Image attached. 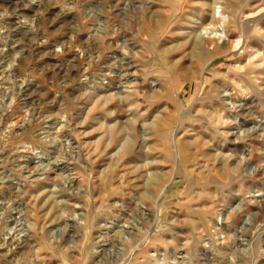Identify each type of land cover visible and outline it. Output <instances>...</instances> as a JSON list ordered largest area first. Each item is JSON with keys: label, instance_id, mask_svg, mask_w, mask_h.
Returning <instances> with one entry per match:
<instances>
[{"label": "rangeland", "instance_id": "obj_1", "mask_svg": "<svg viewBox=\"0 0 264 264\" xmlns=\"http://www.w3.org/2000/svg\"><path fill=\"white\" fill-rule=\"evenodd\" d=\"M39 2L65 46L22 61L0 0V81L35 85L0 86V264H264V0Z\"/></svg>", "mask_w": 264, "mask_h": 264}, {"label": "bare ground", "instance_id": "obj_2", "mask_svg": "<svg viewBox=\"0 0 264 264\" xmlns=\"http://www.w3.org/2000/svg\"><path fill=\"white\" fill-rule=\"evenodd\" d=\"M1 1H3V2H7L8 3V5H9V7H10V9H11V19H12V21L13 20H15V21H17L15 24L13 23L12 24V21L9 23L13 28V30L14 31H16V32H18V30H21V31H23V29H25L26 30V33H25V35H24V38L23 39H25L26 41H24V44L26 45V47L28 48V50H30L29 52H27L28 53V55H24V57L21 59L22 61H24V60H26V59H32V60H34V61H39V60H42V59H44L45 57H48V58H50V57H52L51 55L52 54H54L53 52H54V48L55 47H57V46H61V45H63V46H65V41H41V39L43 40V37H41V39L39 38V39H34V41L31 39V40H29V38H30V36H31V32H27L28 31V26H27V22H23L22 21V19H23V17H25V16H27V18H28V14H27V12H29V11H31V10H33V9H38V10H41V7L43 6V5H41V7H40V2H39V4H38V6L36 7V8H34V6H33V4H34V1H37V0H1ZM43 1V0H42ZM35 3H38V2H35ZM53 7V6H52ZM50 10H48V12H49ZM53 12V11H52ZM8 14V13H7ZM6 14V15H7ZM10 14V13H9ZM45 14V13H44ZM46 15V14H45ZM58 15V14H57ZM218 16H219V18H220V20L222 21V25H219L220 27H219V29H218V31L219 32H221V34L222 35H224L225 37H227L228 35H227V32H228V30H229V25H231L230 24V19L228 18V17H226V16H224V13H222V12H219L218 13ZM9 18V17H8ZM24 19H26V18H24ZM66 19H68V16H66V14H64V12L63 13H60L58 16H55V20H53V21H51L52 23H51V25L52 26H57V24H59L61 21H63V20H66ZM14 21V22H15ZM31 23V22H30ZM50 23V22H49ZM55 23H57V24H55ZM221 24V23H220ZM49 26V25H48ZM24 27H26V28H24ZM217 27V26H216ZM7 28V27H6ZM32 29V28H31ZM214 30V29H213ZM35 31V30H34ZM216 31V30H215ZM214 31V32H215ZM11 32V31H10ZM23 32H25V31H23ZM22 32V33H23ZM213 32L212 31H210L209 29H204L202 32H201V38H202V40H209V41H212L213 40V38H211V37H213V36H211V34H212ZM43 34V33H42ZM23 35V34H22ZM213 35H214V33H213ZM217 37V36H216ZM8 38V37H7ZM59 39V38H58ZM62 39V38H61ZM222 39V37L220 36L219 37V40H221ZM241 39V38H240ZM15 41V40H14ZM222 41V40H221ZM22 42V41H21ZM73 41H71V43H72ZM79 42V41H78ZM217 42V41H216ZM225 42V41H224ZM24 44H22V45H24ZM22 45H21V43L19 42H17V44L15 45L16 47H15V50H16V52H18L17 50H19V55H20V50H22L21 49V47H22ZM79 45V44H78ZM95 45V44H94ZM21 46V47H20ZM84 46V45H83ZM25 47V48H26ZM216 47V46H215ZM22 48H24V47H22ZM83 48V47H82ZM84 49V48H83ZM94 49V48H93ZM14 50V49H13ZM84 50H86V52L88 51L87 49H84ZM22 51H24V50H22ZM10 52V51H9ZM25 52V51H24ZM23 52V53H24ZM93 52H95V50L93 51ZM17 53V54H18ZM205 53V52H204ZM203 53V54H204ZM85 54V53H84ZM91 55V54H90ZM25 56H27V57H25ZM88 57H91V56H88ZM76 58V57H75ZM74 58V59H75ZM110 58V57H109ZM115 59V58H114ZM76 60V59H75ZM82 60V59H81ZM114 61V60H113ZM124 61V60H123ZM73 62V61H72ZM38 64V63H37ZM36 64V65H37ZM80 64V63H79ZM107 64V63H106ZM105 64V65H106ZM110 64V63H109ZM111 64H113V63H111ZM116 64V63H115ZM3 66V65H2ZM34 66V65H33ZM90 66V65H89ZM108 66V65H107ZM8 67V66H7ZM11 68L10 69H8L6 72H4L3 71V74H7V77H8V79H4L3 81H0V86H1V88L3 89V90H5L6 92H8L9 94H11V96H12V98L16 95L17 96V99H18V101H21V99L22 98H24V97H26L27 99H28V97L30 98L31 96H32V91H33V89H34V87H35V85L33 86L31 83H28V81L26 80V79H22L21 81H18V79L20 78V76H19V72H17L18 70L16 69L15 70V66H10ZM36 67V66H35ZM77 67H79V66H77ZM112 67V66H111ZM39 68V67H38ZM76 68V67H75ZM2 69V68H1ZM3 69H4V67H3ZM103 70V69H102ZM69 71V70H68ZM84 71V70H83ZM52 72V71H51ZM53 72H55V73H59V74H64V69L62 68V67H57L56 66V68L55 69H53ZM78 73H79V71H77ZM95 73V72H94ZM73 75V74H72ZM76 75V74H75ZM76 77V76H75ZM89 77V76H88ZM10 78H11V80H10ZM75 79V78H74ZM69 80V79H68ZM73 85V84H72ZM1 90V89H0ZM36 91V90H35ZM3 92V91H2ZM25 99V98H24ZM5 100V99H4ZM23 102H25V100H23L22 99V103ZM33 102V96H32V98L30 99V100H28V101H26L25 103H24V105H26V104H31ZM20 103V102H19ZM40 106V105H39ZM55 106V105H54ZM32 108V107H31ZM234 108V106L232 107V109ZM36 109V108H35ZM9 110V109H8ZM10 111V110H9ZM32 111V110H31ZM8 113V112H7ZM28 113V112H27ZM45 113H47V114H50V113H52V111H50V110H34L32 113H31V117H32V120H33V122H32V124L36 127V129L37 128H39V126L40 125H47V124H52L53 126H58V125H60L59 123H61L60 122V120L57 118V119H55V118H53L52 117V119L50 118L49 119V121L47 120L46 121V119H44L45 118ZM52 115V114H51ZM6 116H8V114L6 115ZM20 116V115H19ZM48 116V115H47ZM50 116V115H49ZM51 117V116H50ZM6 118V117H5ZM11 118V117H10ZM9 118V119H10ZM3 121H5L4 119H3ZM52 128V127H51ZM55 128V127H54ZM59 128H60V126H59ZM26 131V130H25ZM24 132V131H23ZM31 137L30 138H34V140H36L35 138H37V136H41L40 134L39 135H35L34 133L32 134V135H30ZM40 139V138H39ZM63 139V138H62ZM42 141V140H41ZM61 141V140H60ZM36 142H37V140H36ZM60 143V142H59ZM16 144V143H15ZM43 145H44V141H43ZM58 147V145H56V146H54L53 148H57ZM50 148V147H49ZM62 150V149H61ZM15 152V151H14ZM15 154V153H14ZM9 155V159H10V163H14V162H17L18 160V158H17V156H15V155ZM17 155V154H16ZM61 157V156H60ZM7 159V158H6ZM21 160V159H20ZM63 160V159H62ZM59 165V164H58ZM12 193V192H11ZM1 201V200H0ZM11 204V203H10ZM21 207V206H20ZM4 209V208H3ZM0 210H1V208H0ZM16 213V212H15ZM19 213V212H18ZM8 214V213H7ZM17 221V220H16ZM11 224H15V220L14 221H12L9 225H11ZM7 226V225H6ZM9 236H11L10 234H9ZM7 238V237H6ZM5 238V239H6ZM5 244H7V246L8 247H11V246H13L14 244H15V241H14V237H9V239H6L5 240V242L3 243V245L5 246ZM4 248V247H3ZM12 253V252H11ZM14 253V252H13ZM13 255V254H12ZM236 260V259H235ZM3 262V261H2Z\"/></svg>", "mask_w": 264, "mask_h": 264}]
</instances>
